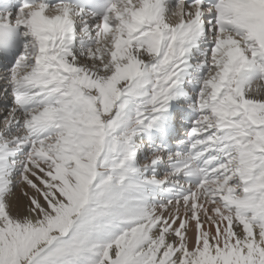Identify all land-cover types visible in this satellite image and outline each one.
Segmentation results:
<instances>
[{
  "label": "snow or ice",
  "instance_id": "1",
  "mask_svg": "<svg viewBox=\"0 0 264 264\" xmlns=\"http://www.w3.org/2000/svg\"><path fill=\"white\" fill-rule=\"evenodd\" d=\"M0 264H264V0L0 3Z\"/></svg>",
  "mask_w": 264,
  "mask_h": 264
}]
</instances>
